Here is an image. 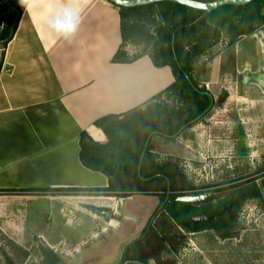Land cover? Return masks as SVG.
Masks as SVG:
<instances>
[{"label": "crops", "instance_id": "obj_1", "mask_svg": "<svg viewBox=\"0 0 264 264\" xmlns=\"http://www.w3.org/2000/svg\"><path fill=\"white\" fill-rule=\"evenodd\" d=\"M18 2L23 15L0 71V190L35 191L0 195V229L19 245L39 241L60 257L59 264H119L126 249L145 237L162 203L160 178L165 176L153 174L160 165L152 161V172L147 168L152 151L166 145L174 149L188 129L195 133L192 142L222 147L226 141H216L217 130L249 127L242 91L249 70L263 72L264 39L256 36L258 30L243 36L221 52H227L223 66L216 51L211 60L210 53L195 58L199 65L192 77L212 97L210 108L175 136L151 135V154L139 172L150 187L118 197L96 191L109 187V177L83 164L82 133L107 144L109 137L96 120L107 115L123 120L150 102L165 105L175 82L171 68L156 67L145 53L130 63L112 61L119 51L130 55L123 47L120 7L109 0ZM248 39L252 44H244ZM222 90L227 95L221 96ZM232 101L239 102L240 124L233 121ZM170 186L168 180L166 195Z\"/></svg>", "mask_w": 264, "mask_h": 264}, {"label": "rangeland", "instance_id": "obj_2", "mask_svg": "<svg viewBox=\"0 0 264 264\" xmlns=\"http://www.w3.org/2000/svg\"><path fill=\"white\" fill-rule=\"evenodd\" d=\"M151 10L125 12L126 22L136 27L134 38L123 44V47L128 49L130 58L146 53L150 44L145 39L148 33H154L156 23L162 21L159 15L161 9H155L157 10L155 14ZM216 22V20L211 21L214 24L212 30L206 28L209 38L202 43L209 47L205 52L210 53L208 59L211 60L213 52L216 51L215 53L219 54L217 64L223 66L227 61V52L224 54L221 52L231 45H227L229 41L226 35L212 37L216 33ZM256 36L264 39V29L259 28ZM244 44H252L251 39L244 40ZM2 53L3 49H0V62L3 60ZM220 55L224 57L221 58ZM194 65L197 67L199 62ZM262 73L264 69L263 72L249 70L247 88L246 91H242L245 96L242 107L248 115L244 122L249 124L246 131L239 129L233 131L231 128V131L224 132L220 128L215 133L219 137L216 141L223 138L226 146L220 147L217 143L215 148L211 146L210 148L204 143H196L195 139L192 142L195 133L188 129L181 135L180 140L178 139L174 149L168 148L167 145L160 151L154 149L148 159L147 168L151 172L149 164L151 161L160 166L175 165L179 174L176 187L185 190L192 188L178 192L177 196L213 192L214 209H218L227 201L241 197V205L233 223L234 237L225 239L219 236L216 230L193 233L183 229L169 216H164L162 223L159 226L156 224L157 227L152 231L155 238L153 236L146 238L142 246L131 252L132 255L143 257L151 255L153 257L148 260L151 264H264V74ZM225 94L227 95L225 90H222L220 95L225 96ZM171 96L168 102H164L166 106L187 113L189 109L195 108L193 103L178 93L172 92ZM225 98L220 99L218 106H222ZM237 105L239 102L229 103L233 121L240 124L242 121ZM143 187L150 185L144 184ZM6 190L11 192L0 190V195L35 191ZM156 237L163 238V241L156 242ZM42 246L37 240L33 245H19L14 238L0 229V264H8V259L13 264H39Z\"/></svg>", "mask_w": 264, "mask_h": 264}, {"label": "trees", "instance_id": "obj_3", "mask_svg": "<svg viewBox=\"0 0 264 264\" xmlns=\"http://www.w3.org/2000/svg\"><path fill=\"white\" fill-rule=\"evenodd\" d=\"M212 2L215 0H195ZM161 9L159 14L162 21L156 23L153 34L148 33L145 39L149 49L145 54L149 55L153 64L158 67L169 66L175 77L174 84L166 92H175L185 97L195 105L194 109L187 112L176 111L162 103L150 102L146 109L137 108L125 115L123 120L118 115H107L95 121V125L103 129L109 137L107 144H100L83 132L81 136V160L90 169L101 171L109 177V187L96 189L99 192H114L118 197H127L131 192L145 191V184L140 179L145 168V162L150 153L149 138L157 132L165 137L175 136L181 129L196 122L210 108L212 97L205 90L200 89L193 80L192 73L195 70V58L207 51L208 45H203V40L209 38L207 29H213L212 20H216L215 37L226 35L227 45L235 44L243 36L254 34L264 26V0H252L247 5H225L212 12L190 8L175 2L162 1L159 3L133 8L121 7V30L123 44L130 42L135 36L136 27L126 22V11ZM150 12V13H151ZM23 11L18 0H0V49L1 56H5V49L13 39ZM159 18V17H158ZM131 25V26H130ZM211 29V30H212ZM189 47V49H187ZM192 48V50H190ZM119 51L113 58V62L130 63L134 59L122 56ZM0 62V71L3 66ZM159 95L155 99H158ZM148 143V144H147ZM153 174H162L161 188L164 191L159 209L155 212L149 225L144 230V238L132 243L125 251L119 264L128 260H139L148 263L153 256H135L131 252L142 246L146 238L154 236L152 231L162 223L159 213L169 216L179 225H185L190 230H195L194 221L187 218L189 211L195 210L196 205L179 203L177 196H172L166 205V190L168 180L171 191H188L177 188V168L173 164L154 167ZM43 191V190H42ZM50 191V190H44ZM72 191V190H71ZM74 191V190H73ZM3 192H11L4 190ZM241 200V197H238ZM234 201V200H231ZM230 201V202H231ZM227 205V204H226ZM207 226V224H205ZM209 226V225H208ZM217 233L225 238V223L216 226ZM163 238L156 237V242L161 243ZM145 248V247H144ZM43 256L42 264H59L60 257L49 247H40ZM8 264L13 262L8 259Z\"/></svg>", "mask_w": 264, "mask_h": 264}, {"label": "flooded vegetation", "instance_id": "obj_4", "mask_svg": "<svg viewBox=\"0 0 264 264\" xmlns=\"http://www.w3.org/2000/svg\"><path fill=\"white\" fill-rule=\"evenodd\" d=\"M171 194L167 195L165 201L166 203L164 205L167 204V202L172 196L174 195L177 196L178 192L172 191ZM233 200L234 201L230 200L231 202L227 201L224 205L219 206L218 209H214V207L212 206L213 200L194 204L196 205V209L189 211L186 216L188 219L194 221L193 226L195 227L194 228L195 230H190L187 226L179 225L177 222L176 223L179 226H181L183 229L193 233L203 232L207 230L217 231L216 226H220L221 224L225 223V228H226L225 239H232L234 237V234L232 233L234 219L241 205L240 203L241 200L239 198ZM161 211L159 213V217L164 218L165 214H161ZM205 224H207V226H205Z\"/></svg>", "mask_w": 264, "mask_h": 264}, {"label": "water", "instance_id": "obj_5", "mask_svg": "<svg viewBox=\"0 0 264 264\" xmlns=\"http://www.w3.org/2000/svg\"><path fill=\"white\" fill-rule=\"evenodd\" d=\"M109 1L120 8L121 7L133 8V7L151 5L162 1H170L190 8L212 12L225 5H238V6L247 5L252 0H215L212 2H201L195 0H109ZM213 197L214 194L212 192L206 194H199V195L187 194V195L178 196L176 198V201L179 203L198 204V203L211 201L213 200Z\"/></svg>", "mask_w": 264, "mask_h": 264}]
</instances>
